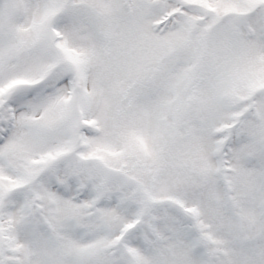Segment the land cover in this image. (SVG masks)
Wrapping results in <instances>:
<instances>
[{
	"label": "snow or ice",
	"instance_id": "6c2138e0",
	"mask_svg": "<svg viewBox=\"0 0 264 264\" xmlns=\"http://www.w3.org/2000/svg\"><path fill=\"white\" fill-rule=\"evenodd\" d=\"M0 264H264V0H0Z\"/></svg>",
	"mask_w": 264,
	"mask_h": 264
}]
</instances>
